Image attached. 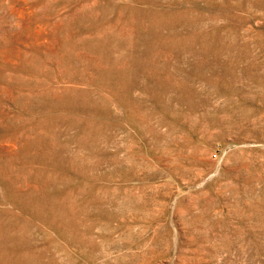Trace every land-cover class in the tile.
Instances as JSON below:
<instances>
[{
	"label": "rangeland",
	"instance_id": "1",
	"mask_svg": "<svg viewBox=\"0 0 264 264\" xmlns=\"http://www.w3.org/2000/svg\"><path fill=\"white\" fill-rule=\"evenodd\" d=\"M0 264H264V0H0Z\"/></svg>",
	"mask_w": 264,
	"mask_h": 264
}]
</instances>
